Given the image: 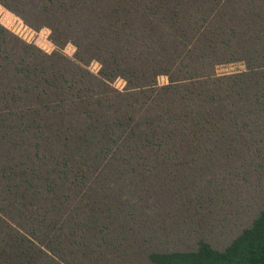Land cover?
Listing matches in <instances>:
<instances>
[{
  "label": "trees",
  "instance_id": "16d2710c",
  "mask_svg": "<svg viewBox=\"0 0 264 264\" xmlns=\"http://www.w3.org/2000/svg\"><path fill=\"white\" fill-rule=\"evenodd\" d=\"M0 4L58 48L0 24V264H264V208L223 250L155 242L264 186V0Z\"/></svg>",
  "mask_w": 264,
  "mask_h": 264
},
{
  "label": "rangeland",
  "instance_id": "374dc122",
  "mask_svg": "<svg viewBox=\"0 0 264 264\" xmlns=\"http://www.w3.org/2000/svg\"><path fill=\"white\" fill-rule=\"evenodd\" d=\"M0 24L28 43H32L45 52L58 50L49 38L50 30L47 27L39 29L26 25L23 20L0 4ZM62 51L72 56L75 47L71 43L63 46ZM90 71L96 73L99 64L96 61L89 63ZM243 69L240 64L224 65L218 72H232ZM159 84L167 83L166 76L158 77ZM114 86L122 89L125 82L117 78ZM176 207V205H175ZM181 212H168L163 214L166 227L156 233V244L166 250H192L197 247L199 239H205L218 250L231 242V240L251 223L253 218L264 208V186L253 187L251 184L237 189L226 191L217 197L214 204H203L200 212L193 213V208L178 206ZM166 209H163V212ZM204 213V215H202ZM202 215V219L200 218Z\"/></svg>",
  "mask_w": 264,
  "mask_h": 264
}]
</instances>
